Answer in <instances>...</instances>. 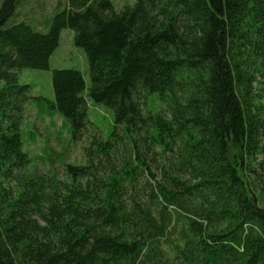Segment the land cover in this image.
I'll use <instances>...</instances> for the list:
<instances>
[{
  "label": "trees",
  "instance_id": "trees-1",
  "mask_svg": "<svg viewBox=\"0 0 264 264\" xmlns=\"http://www.w3.org/2000/svg\"><path fill=\"white\" fill-rule=\"evenodd\" d=\"M22 1L0 0V264H264V0H68L46 32ZM66 28L91 85L54 70L37 106L72 141L88 101L114 115L61 181L30 170L19 72L49 69Z\"/></svg>",
  "mask_w": 264,
  "mask_h": 264
},
{
  "label": "rangeland",
  "instance_id": "rangeland-1",
  "mask_svg": "<svg viewBox=\"0 0 264 264\" xmlns=\"http://www.w3.org/2000/svg\"><path fill=\"white\" fill-rule=\"evenodd\" d=\"M68 0H23L19 9L20 18L34 22L37 30L46 32L48 24L54 14L63 9ZM117 11H121L126 5H134L136 0H111ZM57 69H77L84 75L86 88L91 85L89 63L85 51L75 45V32L69 28L63 29L60 36V44L50 59V68L47 70L23 69L19 72L20 83L33 86L32 101L28 104L23 125V139L25 149L35 158L30 168L37 171L43 177L56 176L61 181H67L64 167L60 159L67 158L71 164L84 165L86 162L85 147L93 136L99 137L108 133L113 125V111L104 105L88 101L90 106L91 124L87 132L78 140L72 141L63 118L59 115H49L50 101L55 100L52 85V73ZM41 103L44 112L37 106ZM159 107L165 109V106ZM101 128V130H100ZM61 157V158H60ZM55 159H58L55 161ZM264 158L259 157L262 162ZM259 173V190L263 193L264 201V169L257 166ZM255 176V175H254ZM15 186V185H14Z\"/></svg>",
  "mask_w": 264,
  "mask_h": 264
}]
</instances>
